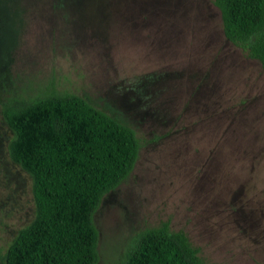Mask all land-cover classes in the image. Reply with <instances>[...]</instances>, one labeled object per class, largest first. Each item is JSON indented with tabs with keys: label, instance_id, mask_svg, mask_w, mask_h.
Wrapping results in <instances>:
<instances>
[{
	"label": "rangeland",
	"instance_id": "374dc122",
	"mask_svg": "<svg viewBox=\"0 0 264 264\" xmlns=\"http://www.w3.org/2000/svg\"><path fill=\"white\" fill-rule=\"evenodd\" d=\"M76 93L132 127L129 176L93 215L96 264L167 221L215 264H264V68L212 0H0V264L34 214L4 105Z\"/></svg>",
	"mask_w": 264,
	"mask_h": 264
},
{
	"label": "trees",
	"instance_id": "16d2710c",
	"mask_svg": "<svg viewBox=\"0 0 264 264\" xmlns=\"http://www.w3.org/2000/svg\"><path fill=\"white\" fill-rule=\"evenodd\" d=\"M224 37L264 68V0H212ZM12 131L9 158L31 178L34 214L20 227L1 264H96L93 215L105 193L132 171L140 141L134 129L84 97L49 94L4 105ZM119 264H215L204 261L167 221L136 232Z\"/></svg>",
	"mask_w": 264,
	"mask_h": 264
}]
</instances>
